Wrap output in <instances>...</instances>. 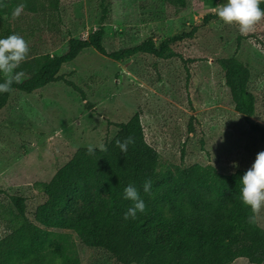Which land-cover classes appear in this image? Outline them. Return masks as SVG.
Masks as SVG:
<instances>
[{"label":"rangeland","instance_id":"rangeland-1","mask_svg":"<svg viewBox=\"0 0 264 264\" xmlns=\"http://www.w3.org/2000/svg\"><path fill=\"white\" fill-rule=\"evenodd\" d=\"M100 2L60 0L50 24L22 7L10 23L27 42L25 58L66 50L72 36L87 38L102 22ZM224 2L190 0L179 9L167 0H111L103 20L109 52L150 37L159 44L170 35L197 29L174 43L176 55L168 58L138 54L120 61L91 47L63 64L58 73L63 79L33 93L13 89L0 110V206L12 204L11 195L21 194L32 217L42 201L43 183L76 149L105 147L117 131L116 123L136 111L141 112L148 142L161 154L163 169L195 162L225 173L249 168L264 149V136L251 128V121L264 126V16L241 34L237 23H224L216 15ZM208 14L213 17L204 21ZM230 55L252 71L250 88L257 104L250 119L230 101L216 62ZM256 223L264 229V204L256 211ZM3 224L0 216V235ZM56 232L65 252L80 264H118L76 234ZM231 264L253 263L240 257Z\"/></svg>","mask_w":264,"mask_h":264},{"label":"trees","instance_id":"trees-1","mask_svg":"<svg viewBox=\"0 0 264 264\" xmlns=\"http://www.w3.org/2000/svg\"><path fill=\"white\" fill-rule=\"evenodd\" d=\"M179 9L190 0H167ZM18 5L50 24L60 0H6L0 3V36L16 33L10 23ZM102 22L87 38L70 37L68 48L35 54L13 69L17 79L0 92V110L13 89L33 93L63 79V64L76 59L86 48L125 61L138 54L160 58L176 55L172 45L192 31L177 33L159 44L152 37L141 43L108 51L104 44L111 0H101ZM264 9V2L259 4ZM213 17L208 14L204 21ZM58 19V17H57ZM235 109L248 119L256 113L257 96L250 88L252 71L238 56L216 59ZM8 74L0 72V81ZM105 147L87 146L74 154L43 183L42 201L30 217L25 196L11 195L12 204L0 206L4 221L0 235V264H80L65 252L56 230H66L98 250L106 251L118 264H231L246 257L264 263V229L256 223V212L239 199V177L247 168L219 171L212 164L183 163L176 169L161 167V154L148 142L141 112H134ZM251 128L264 136V126L251 121ZM190 130H194L193 125ZM131 136L133 143L122 152L116 139ZM184 158V152L182 154ZM150 180L148 192L143 190ZM134 185L145 209L135 218H124L132 205L123 189ZM251 218V219H250Z\"/></svg>","mask_w":264,"mask_h":264},{"label":"clouds","instance_id":"clouds-1","mask_svg":"<svg viewBox=\"0 0 264 264\" xmlns=\"http://www.w3.org/2000/svg\"><path fill=\"white\" fill-rule=\"evenodd\" d=\"M261 2L264 0H225L221 6L216 8L215 12L224 23H237L240 33L245 34L264 16V9L259 7ZM21 8L22 5L14 8L12 15L18 16ZM27 51V42L22 36L16 33L0 36V72L8 74L6 79L0 81V92L8 91L12 82L17 79L16 75L13 74V69L24 59ZM115 143L122 152H126L128 145L133 143V138L129 136L123 140L116 139ZM97 147L102 148L100 145L89 144L87 151L93 153ZM232 164L236 166L238 162L232 161ZM239 183V199L243 204L250 206L255 213L264 204V149L256 153L251 166L239 177ZM150 185V180H145L143 190L148 192ZM123 196L133 202L124 212L125 219L135 218L138 211H144V200L140 198L134 185H126L123 189Z\"/></svg>","mask_w":264,"mask_h":264}]
</instances>
